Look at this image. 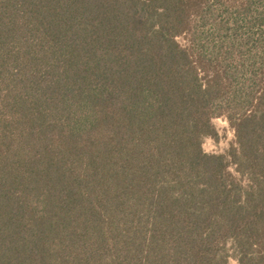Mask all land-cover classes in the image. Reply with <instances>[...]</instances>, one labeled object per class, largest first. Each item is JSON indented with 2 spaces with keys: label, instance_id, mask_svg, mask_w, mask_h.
Masks as SVG:
<instances>
[{
  "label": "trees",
  "instance_id": "trees-1",
  "mask_svg": "<svg viewBox=\"0 0 264 264\" xmlns=\"http://www.w3.org/2000/svg\"><path fill=\"white\" fill-rule=\"evenodd\" d=\"M216 116L226 154L201 146ZM228 243L264 264V0H0V264H226Z\"/></svg>",
  "mask_w": 264,
  "mask_h": 264
},
{
  "label": "rangeland",
  "instance_id": "rangeland-1",
  "mask_svg": "<svg viewBox=\"0 0 264 264\" xmlns=\"http://www.w3.org/2000/svg\"><path fill=\"white\" fill-rule=\"evenodd\" d=\"M211 5H213L211 7L214 10V15L220 16L223 23L225 24V28H226L225 31H227L228 33H232V35L234 33L235 36L240 38L239 41L244 43L243 50L250 49L252 48V45L256 44L254 42V38L252 37L250 38L247 36V32H251V31H249V29L243 25V22L237 20L236 21L237 26H235L236 25L234 20L235 17L233 16L230 17L228 13L225 12L222 13L219 10L217 11L216 9L218 8L222 10V6L218 7L217 3L215 5L214 4ZM207 26L208 27L211 26L210 21L207 22ZM176 39L178 40L179 43L185 44L187 40V36L182 34L177 36ZM212 124L215 127L216 136L214 138L210 136L203 137L201 143L202 149L207 153L226 154L230 145L234 143V131L230 126V124L228 123V121L223 116L213 117ZM227 161H228V168L231 171H234V166L231 163L229 157H227ZM225 248H226L225 255L227 258L226 264H237L236 253L233 250L232 246L228 243Z\"/></svg>",
  "mask_w": 264,
  "mask_h": 264
}]
</instances>
